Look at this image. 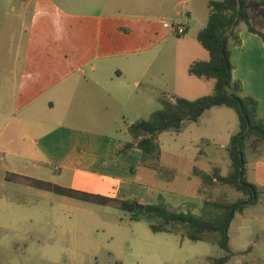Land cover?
I'll list each match as a JSON object with an SVG mask.
<instances>
[{"label":"crops","instance_id":"obj_1","mask_svg":"<svg viewBox=\"0 0 264 264\" xmlns=\"http://www.w3.org/2000/svg\"><path fill=\"white\" fill-rule=\"evenodd\" d=\"M174 3L176 18H192L199 9L193 0ZM153 4L152 0H60L58 5L52 0H0V165L7 175L141 204H153L161 195L173 209L186 205L197 206L198 211L203 189L194 170L223 175L227 166L218 136L213 131L196 134L195 127L215 126L222 107L191 122L187 147L202 140L211 148L193 153L189 160L187 197L174 185L175 168L168 167L172 195L164 197L160 189L168 185L156 182L161 178L159 160L147 164L149 159L136 148L117 153L132 141L129 125L142 120L145 112L149 117L156 111L154 103L161 108L160 96L173 98L167 84L153 87V80L159 84L161 80L148 49L161 24L166 28L173 24L153 16ZM68 5L77 10L67 12ZM208 17L209 8L206 22ZM177 24L188 31L185 19ZM237 32L240 44H230L232 78L257 101L264 118V40L246 26L239 25ZM228 135L230 139L234 134ZM247 160L249 180L264 188V156Z\"/></svg>","mask_w":264,"mask_h":264},{"label":"rangeland","instance_id":"obj_2","mask_svg":"<svg viewBox=\"0 0 264 264\" xmlns=\"http://www.w3.org/2000/svg\"><path fill=\"white\" fill-rule=\"evenodd\" d=\"M59 1L52 0L55 5ZM174 1L152 0L156 3L150 10L153 16L173 22V25L181 19L189 22L187 33L180 37L173 33L171 25L166 28L161 24L159 36L148 49L155 56V68L159 72H156V76L161 80L160 84L153 80V87L167 84L168 89L174 92L171 93L173 98L182 97V94L194 99L182 98L195 100L213 90L212 80L188 73L193 62L208 59V53L197 41V34L206 22L210 0H193L192 5L199 2V9L189 19L185 15L181 18L172 16L175 12ZM64 7L67 12L77 10L75 6ZM177 9L182 10L180 7ZM50 15H54L53 9ZM155 108L159 110L160 105L154 103ZM218 109L222 112L215 118V126L208 123L206 127L197 125L195 132L204 134L213 131L218 136V146H225L223 149L218 148L225 156L227 166L222 169V173L228 175V133L235 134L238 131V120L232 109ZM147 114L145 112L142 120L148 117ZM2 122L0 119V129ZM190 127L192 123L187 122L179 133L167 131L158 135V160L162 170L161 178L156 182L158 185H168L160 189L164 197L166 194L172 195L168 167L175 168L172 172L173 177L177 178L174 185L180 187L182 191L178 192L182 197H187L184 186L187 183L189 160L196 152L211 148V145L207 146L199 140L189 149ZM198 155L204 160L201 154ZM245 155L250 161L257 156H264V145L256 152L246 150ZM152 163L157 161H147V164ZM201 186L203 200L232 202L243 198L241 193L222 183L204 184L201 179ZM259 189V202L249 206L243 214H237L231 222L229 248L232 254L226 264H264V188ZM197 208L182 205L176 210L185 212L190 209L193 214H197ZM177 230L180 232L181 228L177 227ZM222 255L223 251L217 244L194 242L182 238L180 234L153 233L147 221H131L129 213L116 206L41 191L26 181L10 177L0 165V264H211L209 258Z\"/></svg>","mask_w":264,"mask_h":264},{"label":"trees","instance_id":"obj_3","mask_svg":"<svg viewBox=\"0 0 264 264\" xmlns=\"http://www.w3.org/2000/svg\"><path fill=\"white\" fill-rule=\"evenodd\" d=\"M209 17L198 32L197 41L208 53V59L193 62L188 73L197 78L213 81L210 94L195 100L182 97H159L161 108L152 112L148 119L138 120L128 127L132 141L125 143L117 152L139 149L143 159L157 161L160 146L157 137L162 132L179 133L185 122H196L205 111L213 107L232 109L238 120V131L229 139L227 154L230 173L220 175L216 171L208 175L194 170L204 184L222 183L234 188L243 198L232 202L206 199L197 214L191 210L173 209L159 195L153 204H141L136 199L120 200L97 194L58 186L50 182L26 178L28 185L58 195L102 205H113L129 213L131 221L145 220L153 233L180 234L194 242L217 244L223 255L209 258L211 264H226L231 256L229 228L237 214L259 202L260 189L248 178L246 150L256 152L264 145V118L259 114L257 101L244 94L241 84L232 78L230 44L239 45L238 27L264 39V0H211L208 2ZM152 167H155L153 165ZM177 227L181 228L179 232Z\"/></svg>","mask_w":264,"mask_h":264},{"label":"built area","instance_id":"obj_4","mask_svg":"<svg viewBox=\"0 0 264 264\" xmlns=\"http://www.w3.org/2000/svg\"><path fill=\"white\" fill-rule=\"evenodd\" d=\"M171 28H172L173 33L178 37L185 35V33L187 31V29L184 25H178V24L173 25L172 24Z\"/></svg>","mask_w":264,"mask_h":264}]
</instances>
